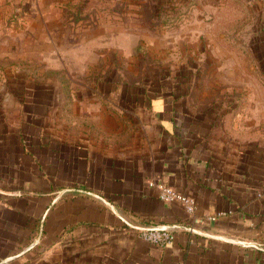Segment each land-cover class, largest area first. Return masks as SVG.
Wrapping results in <instances>:
<instances>
[{"label":"crops","instance_id":"0c3cea01","mask_svg":"<svg viewBox=\"0 0 264 264\" xmlns=\"http://www.w3.org/2000/svg\"><path fill=\"white\" fill-rule=\"evenodd\" d=\"M118 92L78 97L71 118L63 95L0 107V264H264V112L261 136L252 113L240 135L171 97ZM154 226L172 243L139 237Z\"/></svg>","mask_w":264,"mask_h":264},{"label":"rangeland","instance_id":"374dc122","mask_svg":"<svg viewBox=\"0 0 264 264\" xmlns=\"http://www.w3.org/2000/svg\"><path fill=\"white\" fill-rule=\"evenodd\" d=\"M115 88L261 136L264 0H0V107Z\"/></svg>","mask_w":264,"mask_h":264},{"label":"built area","instance_id":"2783aa9c","mask_svg":"<svg viewBox=\"0 0 264 264\" xmlns=\"http://www.w3.org/2000/svg\"><path fill=\"white\" fill-rule=\"evenodd\" d=\"M149 186L157 189V196L164 202L178 201L182 203L188 213H192L194 210V200L189 196L173 189L172 187L157 181H149ZM225 211H218L215 214L209 216V220H216L220 216L225 215ZM139 237L147 242L157 245H169L174 239L172 230L163 228L161 226L140 228L138 231Z\"/></svg>","mask_w":264,"mask_h":264},{"label":"water","instance_id":"95a60500","mask_svg":"<svg viewBox=\"0 0 264 264\" xmlns=\"http://www.w3.org/2000/svg\"><path fill=\"white\" fill-rule=\"evenodd\" d=\"M180 228H181V229H185V230H187V231H192V229H191V228H189V227H186V226H181Z\"/></svg>","mask_w":264,"mask_h":264}]
</instances>
